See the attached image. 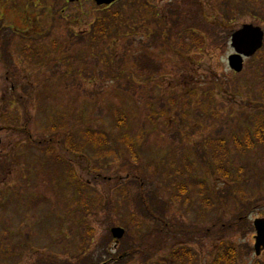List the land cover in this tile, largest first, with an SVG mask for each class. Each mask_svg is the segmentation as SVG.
I'll use <instances>...</instances> for the list:
<instances>
[{
	"label": "rangeland",
	"instance_id": "rangeland-1",
	"mask_svg": "<svg viewBox=\"0 0 264 264\" xmlns=\"http://www.w3.org/2000/svg\"><path fill=\"white\" fill-rule=\"evenodd\" d=\"M67 1L45 0L41 21L74 55L67 28L87 32L96 5ZM150 2L170 44L143 24L107 50L125 72L119 80L97 59L68 75L54 60L19 56L22 40L3 26L16 17L0 24V264H224L226 247L237 248L238 264H264L253 226L264 218V147L242 153L234 143L264 125V47L239 75L228 63L234 32L264 31V7L255 18L232 8L236 0ZM185 28L203 37L190 56L175 50ZM46 34L36 44L43 61ZM86 131L104 135L103 148ZM210 143L231 152L241 182L224 184ZM114 228L125 230L121 241ZM180 249L189 256L167 263Z\"/></svg>",
	"mask_w": 264,
	"mask_h": 264
},
{
	"label": "trees",
	"instance_id": "trees-1",
	"mask_svg": "<svg viewBox=\"0 0 264 264\" xmlns=\"http://www.w3.org/2000/svg\"><path fill=\"white\" fill-rule=\"evenodd\" d=\"M44 1L41 0L39 1V5H35L32 0H29L28 10L22 13L21 9L25 2L18 4L16 3L17 0H0V4H4V11L0 13V24L3 25L8 17H11L8 19L9 21L10 19L16 17L11 23L9 22L3 26L11 31V36L16 37V39L20 38L23 41V43L22 41L20 43L22 50L19 52L17 51L19 56H24L25 58L33 61H35L36 57V59L42 61V63L46 62L45 64H49L52 62L51 60H54V62L60 63L61 66L66 65L68 67V70H66L68 75L76 74L77 72L75 71L78 70V68L83 69L82 64L89 62L90 59L94 61L97 59L100 61L99 64L105 63L107 65V72H110V69H114V74L117 75H115L116 77H114V79L119 80L120 76L125 74V72L124 70L113 66V59H115V56L109 55L107 50H110L112 46L115 48L116 46L118 47L119 43H122V41L132 40L133 35L136 33L138 34V31L143 24H145L146 29H148L151 25L150 23H154L153 26L156 28L154 34L160 39L167 38V44H170V37L166 34V27L168 25L166 22L167 19L165 16H161L160 13L152 7L150 0H127L125 4L121 3L120 0L117 4L111 7H96L95 11L97 16L90 24L87 32L78 34V32L67 28L68 34L66 35V38L69 42V46H73L72 42L74 41L73 55L69 49L65 52V46L67 43L64 41V34L60 35L61 39H51L52 33L50 31L53 29L52 24L47 23L43 26V22L41 21V11H44ZM259 3L262 5L260 7H264V0H236V2L232 5V8L237 9L240 13L248 12L255 18H260L257 14L259 7H256ZM118 4L119 6L117 8ZM46 12L48 15H51L54 12V6L52 4L48 5ZM62 12H65V10L61 11V13ZM144 12L149 13L146 18H142L143 16L141 17V14ZM230 12L232 13V11ZM19 13H21L22 16L19 15L17 17ZM262 14H264V12H262ZM52 22L54 23L53 20ZM71 23H74V21ZM174 25H176V23H174ZM46 32L48 34H46V37L43 38L45 42L43 43V46L41 44L42 49L44 50L43 52H45L44 54L46 56L43 61L40 47H37L36 44L40 43L41 40L39 38L43 37ZM178 34L180 36L177 41L181 40L182 43L180 48L178 47L175 49L178 53L179 50H182L188 53L187 56H190L193 54V49L199 50L203 44L202 35L193 29L185 28ZM5 44L6 46L3 48L4 51L8 54H10V52H15L14 50L8 48L12 44L9 45V42H6ZM31 46L33 48H31ZM128 54L129 53L125 56L127 57ZM75 64L81 66L72 68ZM79 75H81V73ZM263 121L264 119H260L257 123L262 122L264 124ZM123 122H128V120ZM85 137L86 142L89 144H95L98 148L99 146L103 148L105 142L104 135L98 138L96 132L86 131ZM93 140H97L98 142ZM222 142L225 143L224 140ZM223 143H218L215 147L213 143H210V146L213 147L216 152H220L221 155L218 156L223 159L220 167H218V172L224 177V184H228L229 181L232 182V184H238V182H241V179L239 178L241 171L237 172L235 169H231V163H233L231 158L232 154ZM234 143H237L236 147H239L238 152L242 153L254 150L257 145L264 147V125H260L257 128L255 135H252L251 132H247L246 134H243L241 139L236 138ZM72 148L78 150L80 145L75 147L72 146ZM237 177L238 179H235ZM181 191L184 193L183 189ZM239 255L240 254L236 247H226L222 250L217 263H220V260H222V263L224 264H238ZM188 256L189 255H187L186 249H180L171 258L166 259V262L169 263L172 260L174 261L175 257H179L182 260ZM190 259H192V257H190ZM115 261L110 259L105 263L114 264Z\"/></svg>",
	"mask_w": 264,
	"mask_h": 264
},
{
	"label": "water",
	"instance_id": "water-1",
	"mask_svg": "<svg viewBox=\"0 0 264 264\" xmlns=\"http://www.w3.org/2000/svg\"><path fill=\"white\" fill-rule=\"evenodd\" d=\"M79 0H69L70 3L78 2ZM98 7L111 6L118 0H94ZM264 32L259 27L246 25L241 30L233 34L232 46L236 54L229 58V66L237 73L242 72L244 67L243 57H251L263 45ZM1 145V141H0ZM254 227L257 233L255 237L256 245L255 252L259 257L264 252V219L255 220ZM113 237L121 240L125 236V231L122 228H114L112 230Z\"/></svg>",
	"mask_w": 264,
	"mask_h": 264
},
{
	"label": "flooded vegetation",
	"instance_id": "flooded-vegetation-1",
	"mask_svg": "<svg viewBox=\"0 0 264 264\" xmlns=\"http://www.w3.org/2000/svg\"><path fill=\"white\" fill-rule=\"evenodd\" d=\"M263 49V48H262ZM261 49V50H262ZM261 50H259L256 54H255V56L261 51ZM235 53V51L233 50V54ZM254 57V56H253ZM253 57H251V58H253ZM251 58H244V68H245V66H246V63H247V61L248 60H250ZM234 73V72H233Z\"/></svg>",
	"mask_w": 264,
	"mask_h": 264
}]
</instances>
